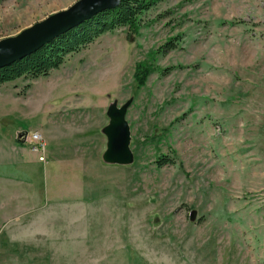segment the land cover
<instances>
[{"label":"rangeland","instance_id":"rangeland-1","mask_svg":"<svg viewBox=\"0 0 264 264\" xmlns=\"http://www.w3.org/2000/svg\"><path fill=\"white\" fill-rule=\"evenodd\" d=\"M77 1L0 0V40ZM141 17L0 88V264H264V0ZM129 99L134 161L105 163L108 107Z\"/></svg>","mask_w":264,"mask_h":264},{"label":"water","instance_id":"water-1","mask_svg":"<svg viewBox=\"0 0 264 264\" xmlns=\"http://www.w3.org/2000/svg\"><path fill=\"white\" fill-rule=\"evenodd\" d=\"M122 0H78L71 7L51 14L42 21L25 28L16 36L0 40V68L21 60L35 53L57 37L74 29L88 19L105 10L120 6ZM119 105L116 100L107 110L110 121L104 126L103 132L107 137V148L103 160L110 164L131 165L134 152L131 149V126L127 120V110L132 104ZM28 131L18 134L20 143L26 142ZM192 217H195L193 212Z\"/></svg>","mask_w":264,"mask_h":264},{"label":"trees","instance_id":"trees-1","mask_svg":"<svg viewBox=\"0 0 264 264\" xmlns=\"http://www.w3.org/2000/svg\"><path fill=\"white\" fill-rule=\"evenodd\" d=\"M160 0H122L120 6L112 10L99 12L95 17L75 26L74 29L53 39L50 43L31 55L10 65L0 68V85L13 82L19 78L36 79L48 76L61 67L68 55L79 51L97 39L105 32L127 26L131 32L137 33L141 28V16L154 7ZM175 43L170 40L165 45L166 50L174 49ZM154 67L140 63L135 78L138 87L143 85ZM164 72V71H163ZM25 145V143H20ZM160 165L168 164L167 156L160 157Z\"/></svg>","mask_w":264,"mask_h":264},{"label":"built area","instance_id":"built-area-1","mask_svg":"<svg viewBox=\"0 0 264 264\" xmlns=\"http://www.w3.org/2000/svg\"><path fill=\"white\" fill-rule=\"evenodd\" d=\"M43 134L39 131L28 133L25 145L29 146V150L36 154L38 160L41 162L46 161L47 158V143H45Z\"/></svg>","mask_w":264,"mask_h":264},{"label":"crops","instance_id":"crops-1","mask_svg":"<svg viewBox=\"0 0 264 264\" xmlns=\"http://www.w3.org/2000/svg\"><path fill=\"white\" fill-rule=\"evenodd\" d=\"M7 84H9V83H5V84H2V85H0V88L2 87H4V86H6Z\"/></svg>","mask_w":264,"mask_h":264}]
</instances>
